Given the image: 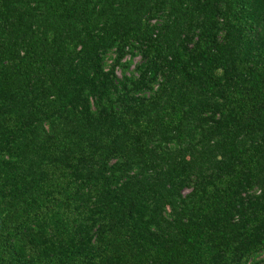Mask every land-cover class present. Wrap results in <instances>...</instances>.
<instances>
[{
	"label": "trees",
	"instance_id": "16d2710c",
	"mask_svg": "<svg viewBox=\"0 0 264 264\" xmlns=\"http://www.w3.org/2000/svg\"><path fill=\"white\" fill-rule=\"evenodd\" d=\"M0 264H264V0H0Z\"/></svg>",
	"mask_w": 264,
	"mask_h": 264
},
{
	"label": "rangeland",
	"instance_id": "374dc122",
	"mask_svg": "<svg viewBox=\"0 0 264 264\" xmlns=\"http://www.w3.org/2000/svg\"><path fill=\"white\" fill-rule=\"evenodd\" d=\"M136 61H138V59Z\"/></svg>",
	"mask_w": 264,
	"mask_h": 264
}]
</instances>
